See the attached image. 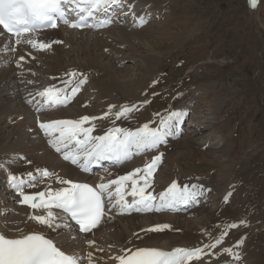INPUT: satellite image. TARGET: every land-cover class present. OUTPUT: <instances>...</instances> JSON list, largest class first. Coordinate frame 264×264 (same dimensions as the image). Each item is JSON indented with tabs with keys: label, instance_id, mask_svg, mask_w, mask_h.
Returning <instances> with one entry per match:
<instances>
[{
	"label": "bare ground",
	"instance_id": "bare-ground-1",
	"mask_svg": "<svg viewBox=\"0 0 264 264\" xmlns=\"http://www.w3.org/2000/svg\"><path fill=\"white\" fill-rule=\"evenodd\" d=\"M126 3L130 4V6L128 11L122 12L125 15L126 23L121 26H114L99 33L69 31L66 28L60 29L59 33H54L55 31L48 32V34H57L62 40L66 39L67 44L65 45L70 46V49L65 50L64 48L61 50H65L63 52H58L57 50L59 54H57L58 56L54 57V59L50 57L46 59L47 56H44L45 60L40 57H35L33 58L35 64L31 67H21L17 65L14 69L12 63L14 52L11 51L12 46L10 45L8 36L4 34L0 35V165L4 164L6 166L7 162H16L14 165H21V163L25 162L27 173L33 172V174L38 176L36 172L37 169H46L55 173V176L70 179L75 182H95L100 180L101 177H104L106 181L110 178L115 179L119 176L129 174L134 170V168L126 164L121 168L113 169L106 175L86 176L80 174L75 168L58 160L57 156L45 146L42 139L37 137L34 116L25 102L26 97H38L37 94L47 87H55L57 89L66 87L64 81L67 80L73 81V84L69 86V90H71V87L75 86L82 78L79 74H83V76L87 77V83L84 84L78 92L70 107L42 114L41 117L44 121L79 120L83 116L103 117L110 106H116L112 110L113 113H115L122 105H137L138 110L131 113L129 117L125 119L130 120V123H122L124 118L114 121L113 115H109L105 119H96L92 121L95 125L93 135H102L108 128L114 126L129 128L131 130L142 127L146 122L142 120L135 121L133 117L142 113V119L145 120L146 111L143 109L144 107L148 108L149 112H153L150 106L147 107V98L144 99L147 103L142 102L143 99H133V103H131L128 101L129 99L119 100L111 97H113V93L118 87L126 84L127 81L133 80V77L126 75L134 67L131 68L129 66L127 67L128 70L125 71L121 68L123 66L122 63L137 60L142 70H146V72L152 70L151 66L161 55L157 49L154 50L152 47L155 36H158L157 40L159 43L170 39V35L166 33L168 30L164 29L161 36V25L153 23V21L157 22L161 21V19L163 20L166 15L169 16L170 10H165V8L162 7L160 8L159 2L156 0H126ZM259 5L260 3L258 1V6L255 9L256 11H259ZM148 14L153 17L151 22H148L143 28L136 26L138 19L142 16L146 17ZM131 20L134 21L132 22ZM144 31L145 34H143ZM2 32L3 31L0 29V33ZM175 34L177 35L179 33H177V31L174 33L171 31V40L175 38ZM156 44L155 42V45ZM19 46L16 48H19ZM25 52L27 55L30 54L27 53L26 49ZM54 52H56V50ZM154 67H156V65ZM71 72H76L78 74L77 77H70L69 73ZM88 73H90L93 78H101L100 81H97L89 89L84 86L89 82L91 84L94 79L87 76ZM95 99H97V101H95ZM109 101H112V104L108 105L107 103H109ZM96 102L99 104L97 108L94 107V103ZM213 105L208 108L207 115L202 118L198 115V112L186 107V105H181L176 108L175 110L186 111V116L189 117V124H187V129L184 130L185 134L180 138L176 135L170 136L164 147H159V150L154 149L146 152L142 166L144 167L160 153L166 156L172 151L177 152V150L184 146L190 149L193 147L207 146L210 150L214 144L220 141L214 138L212 133L217 129H221L219 127V116L218 113L213 110ZM203 123L210 127L204 130L202 127ZM158 125L150 126L157 127ZM84 126L88 127L89 125L86 124ZM223 141L224 138L221 136V142ZM210 151L217 154L214 150ZM177 153L176 156L178 157L180 153ZM11 156H14L15 160H13ZM162 160V163L165 161L168 163L170 170H174L172 166H169L170 162L164 159L163 156ZM161 162L154 173L152 187L148 189V191H153V193L163 192H156L153 188ZM223 162L225 163V161ZM9 167L11 171L15 172L18 168V166L11 165H9ZM7 174L8 172L5 173L6 177H2L0 180V188L3 187L2 189H4V191L0 192V229L3 234L9 237H17L30 232H43L51 236L57 245L67 253L86 258L87 256L81 254H85L86 251H92L95 264H114L115 260L111 257L120 254L121 248L157 247L164 250H172L176 247L191 248L200 246L209 241L210 238L205 235L206 232H210L212 237H217L224 226L230 223H237L240 226L231 229L225 237L224 243L213 250L215 255L211 257L206 256L201 261H193V264H207L209 260L211 264H220L225 261L227 264H231L232 258L226 254H222L223 248H235L240 240L244 241L243 246L236 250L241 251L243 264H260L259 254L257 253L254 242V232L257 229L255 224L257 221H260L259 215L262 214V210L264 209V198L254 201L247 199L248 196H246L247 202L243 203L238 215L228 213V202L225 203L224 201L229 193L223 197V199H219L220 201L218 203H214L210 206L208 204H203L201 206L204 207L193 208L189 212L179 215L161 213L159 215L119 217L117 214L113 213L110 215L111 218H107L97 231L86 236L87 239L95 241L94 246H89L86 239H84L85 236L78 235L79 239L72 240L69 239V234L63 230H60V232H53L30 220L29 216L33 214V210L20 202L22 198L9 186ZM239 175H241V172L237 171L236 176L238 177ZM55 176L46 178L43 182L38 183V189L42 188L40 191H44L48 186H51L52 189L61 187V185L57 183ZM25 178L27 179V176ZM174 179L176 178L174 177ZM2 181H5V183ZM187 182L188 181L179 182V184L183 185L187 184ZM231 184H234V182ZM190 185L203 186L202 183H190ZM204 186L203 188L205 190L209 189L206 185ZM168 187H166V189ZM25 192L32 194L33 187L30 191ZM205 192H207V199L209 201V199L212 198V191L209 194L208 191ZM221 196H223V194ZM221 196L218 195V197ZM235 196V194L231 193L229 198L236 202H233L232 207L234 209H239L238 197ZM214 216H219V221L216 226L212 219ZM246 217L248 225L246 223L241 224V221H243L242 219ZM161 224H168L171 227L163 232L142 231V229H148L154 225ZM73 234H76L74 226ZM135 234H138L139 238ZM244 234H247V239L243 238L246 237ZM261 236H264V234H261ZM97 249H102L103 251H98ZM217 256L219 259H217Z\"/></svg>",
	"mask_w": 264,
	"mask_h": 264
},
{
	"label": "snow or ice",
	"instance_id": "snow-or-ice-1",
	"mask_svg": "<svg viewBox=\"0 0 264 264\" xmlns=\"http://www.w3.org/2000/svg\"><path fill=\"white\" fill-rule=\"evenodd\" d=\"M125 3L126 0H0V26L3 29L0 35L10 34L8 39L11 42L14 38L16 46L26 44L37 51L48 50L52 44L42 42L38 38L42 31L57 29L61 24L73 29L110 25L111 18L101 17L121 8ZM249 3L253 9L258 6V0H249ZM90 20L92 23H89ZM146 23L147 20L141 17L140 26L143 27ZM15 50V47L11 48V51ZM20 60L23 61L24 57L21 56ZM77 75L76 72L69 73L73 78ZM79 75L82 78L71 87L70 95L69 86L72 85V80L64 81V88L47 87L40 91L37 95L43 103L37 110L45 106H66L87 83V77ZM115 107L110 106L103 117L83 116L79 120L41 122L39 128L50 138L49 143L64 160L78 166L83 172H90L94 165H101L103 161L119 165L130 161L135 155L158 149L168 142V137L181 131L180 125L187 115L184 110H173L167 116L161 117L157 127H151L149 123L135 130L114 126L102 135H93L95 125L92 121L105 119L109 115L114 116V121L127 119L131 113L138 110L137 105H122L113 113ZM86 124L89 126L85 127ZM162 156L163 153H160L143 168L134 169L118 178L105 181L104 177H101L95 186L55 176V173L46 169H37L38 176L28 172L27 179L8 172L7 180L9 186L22 198L20 202L33 210V214L29 216L30 220L53 232L63 230L69 234V239L77 240L79 233H92L103 219H110L113 210L119 215L133 211H175L181 206L197 203L205 191L202 185L181 186L173 181L159 194L148 191L152 187L154 173ZM54 176L61 187L52 189L48 186L46 190L35 194L25 192L26 187H35L44 179ZM230 195L231 193L225 197V203ZM128 196L132 197L131 202L127 199ZM72 222L78 226L76 234H73ZM243 223L245 222L241 221V224ZM239 226L237 223L227 224L217 237H212L210 232H206L205 235L210 239L200 246L176 247L172 250L157 247L121 248L120 254L111 258L117 264H193V261H201L206 256L215 255L213 250L224 243L231 229ZM170 227L168 224H161L142 231L163 232ZM135 235L139 238L138 234ZM84 239L89 246L95 245L94 240L87 239L86 236ZM243 243L244 241L240 240L235 248H223L222 254L232 258L231 264H243L242 253L236 250L242 248ZM0 264H95V261L92 252H89L86 258L68 254L51 236L43 232H30L17 237L0 233ZM207 264H211V261H207Z\"/></svg>",
	"mask_w": 264,
	"mask_h": 264
},
{
	"label": "rangeland",
	"instance_id": "rangeland-1",
	"mask_svg": "<svg viewBox=\"0 0 264 264\" xmlns=\"http://www.w3.org/2000/svg\"><path fill=\"white\" fill-rule=\"evenodd\" d=\"M156 1L160 8L170 10L169 16L172 14L170 17L166 15L161 21H153L161 25V36L164 29L168 30L166 33L170 39L159 43L158 36H155L152 47L161 55L151 66L152 72L142 70L137 60L122 63V70H128L129 66L136 68L126 75L133 77V80L118 87L120 89L117 88L111 98L129 99L131 103L133 99H143L142 102L147 103L144 100L147 98V107L150 106L153 112L144 107L146 119H142V113L133 119L153 126L159 124L161 117L181 105L195 110L202 118L214 104L213 110L218 113L222 130L217 129L212 133L220 141L210 150L217 154L207 146L191 149L184 146L177 150L180 153L178 157V153L172 151L165 159L174 170H170L166 161L161 163L153 188L156 192L165 191L173 181L202 183L212 191L209 206L218 203L228 193L235 194L239 209L232 207L235 201L229 198L228 213L238 215L243 203L247 202L246 196L254 201L264 198V0H259V11H251L249 0ZM171 31L179 33L175 34L173 40ZM60 38L57 34L51 38H39L42 42L52 44L50 49L44 51L34 50L29 45L26 48L24 45L15 47L12 58L14 69L17 65L33 66V57L45 60L47 56L46 59H54L59 54L57 50H69L70 46L65 45L67 40ZM10 45L14 47L13 43ZM21 56L24 57L23 61L20 60ZM89 74L87 76L93 78ZM93 79L91 84L89 82L84 87L89 89L101 80ZM107 104H112V101ZM94 107H99V104L94 103ZM130 122L125 119L122 121ZM202 127L205 130L210 126L203 123ZM11 158L15 160L14 156ZM144 159V156L140 157L127 165L134 169L143 168ZM14 164L16 162H7L6 166L2 164L0 170L4 167L5 173L18 174L22 173L17 172L20 167H26L25 162ZM9 165L18 166L17 171H11ZM237 171L241 172L238 177ZM41 189L36 185L32 194ZM259 216L260 221L255 224L254 242L260 264H264V236H261L264 234V209ZM212 219L216 226L219 216ZM242 220L248 225L247 217ZM244 235L246 237L243 238L247 239V234Z\"/></svg>",
	"mask_w": 264,
	"mask_h": 264
}]
</instances>
